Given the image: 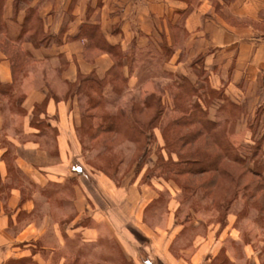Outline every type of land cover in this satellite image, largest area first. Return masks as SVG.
Listing matches in <instances>:
<instances>
[{"label": "crops", "instance_id": "0c3cea01", "mask_svg": "<svg viewBox=\"0 0 264 264\" xmlns=\"http://www.w3.org/2000/svg\"><path fill=\"white\" fill-rule=\"evenodd\" d=\"M1 8L7 15L2 19L7 24L3 35L16 46L21 45L23 53L29 52L37 60L50 59L54 66L55 59L63 58L60 88H69L81 75L96 73L104 78L115 64L110 53L90 46L88 37L92 36L85 31L86 26L99 28L108 43L120 47L123 53L145 39L159 44L163 38L172 40L181 30L186 35L188 54H209L206 69L215 71L216 86H225L240 99L246 95L255 107L264 101V0H0ZM29 10L36 15L32 23L41 22L43 35L51 37V44L38 46L33 25L24 33ZM21 39L25 41L19 43ZM88 50L93 57L87 60ZM180 53L176 52L168 63L175 70L182 66ZM59 64L63 65L61 60ZM14 82L13 64L0 46V99L5 97L3 87ZM21 87L26 110L44 105L46 111L36 116L0 111V264H54L58 251L63 255L59 263L82 264L86 248L90 264L113 262L111 253L100 259L97 256L98 247L108 245V236L114 235L113 219H106L107 210H100L95 200L86 204L77 176L81 171L73 170L76 163L68 159L69 152L82 147V115L76 114L77 99L70 97L68 90L52 93L53 86L47 80L27 79ZM21 123L22 129L18 126ZM18 133L24 142L12 138ZM67 167L74 176L67 175ZM67 179L73 181L70 193ZM97 181L104 185L106 194L112 191L106 177ZM120 193L113 192L123 195L130 202L131 212L142 218L144 208L138 210V203L145 200L144 195L135 188ZM56 199L61 200L57 202L60 206L52 203ZM83 217L90 221L89 226H83ZM178 232H167L169 237L160 233L168 244L165 254L156 256L158 261L211 264L218 257L209 253L216 244L221 245L222 238L215 245L204 240L196 254L193 249L185 255L171 253ZM103 233L105 239L99 238ZM121 245L126 247L125 243ZM124 252L123 260L129 263L156 264L153 257L145 263L128 247Z\"/></svg>", "mask_w": 264, "mask_h": 264}, {"label": "rangeland", "instance_id": "374dc122", "mask_svg": "<svg viewBox=\"0 0 264 264\" xmlns=\"http://www.w3.org/2000/svg\"><path fill=\"white\" fill-rule=\"evenodd\" d=\"M4 9H0V46L2 53L12 58L16 53L14 47L22 49L21 45L16 46V43L13 44L11 39L3 35L7 27L2 21L7 16ZM28 28L23 29L24 33ZM31 29L36 31V27ZM163 34L167 37L164 31ZM175 35L177 37L172 40L163 38L161 44L154 39H145L141 44H134L126 54L121 52L120 56L125 58L122 60V67L115 69L102 86L96 83L86 84V87L91 85L88 91L78 87L60 88L63 85H59L58 79L61 80L65 69L63 58L55 59L54 66L50 59L37 60V56L29 52L23 53L16 66L17 74L14 75L17 81L4 93L5 97L0 99V111L2 114H45L44 105L33 110L24 108L25 95L21 85L32 78L38 82L49 81L53 86L52 93L60 94L68 90V95L77 99L76 114L82 115V123L86 125L83 132L79 133L82 147L69 152L68 159L76 163L73 170L81 171V175L77 176L81 178L83 194L87 197L86 204H93L95 200L100 210H107L108 215L104 216L108 217L107 220L112 218L115 226L112 227L114 233L110 231L114 235L108 236V245L98 247V259L111 253L114 261L109 264H133L123 260L124 249L128 247L134 254L141 256L143 261H150L148 258L153 257L156 264H166L161 259L158 261L166 252L165 244H168L159 235L164 232V237H169L167 232L175 229L179 232L171 253L185 255L193 249L196 254L204 240L214 242L215 245L222 238L221 245L216 244L209 253L211 257L214 254L218 256L211 264H264V192L245 191L248 187L254 190L258 179L252 175L244 176L238 166L227 162L222 165L223 173L189 176L184 172L178 176L164 175L162 166L169 159L178 161L174 154L180 148L177 141L189 131V128H176L175 125L184 118V114L205 113L215 122H228L230 140L235 146L243 144L242 154L247 157L250 155L246 150L253 142L250 140L251 123L255 122V131L259 135L264 127V101L255 107L246 95L240 99L225 86H216L218 79L215 71L206 69L205 62L209 54H188L185 33L180 30ZM50 39L47 44L53 42ZM21 41L25 39L18 42ZM35 41L38 46L41 45L37 37ZM178 51H182L179 57L182 66L175 70L168 63ZM90 55L88 50L85 58H92ZM60 60L63 65L59 64ZM91 75L99 78L98 82L101 83L103 78L96 73ZM184 79L187 80V85L183 83ZM89 97L92 104L89 103ZM146 101L147 108L143 107ZM137 106L141 110L143 121H149L154 114L161 116L155 129L148 130L140 144L126 140L121 127L117 134L104 133L102 130L86 133L85 129L89 128L90 121L95 130L101 124L102 116H131L133 108ZM171 123L173 125L166 131L165 128ZM18 126L22 129L23 123ZM12 138L18 142L25 140L21 133ZM207 144L206 139L199 138L198 142L180 152L185 155L197 146L207 147ZM214 151L218 152L215 148ZM66 172L68 176H74L70 167H67ZM102 177H106L112 186V191L108 190L107 194L104 185L97 181ZM236 178L238 180L235 182ZM74 183L77 186L78 180ZM72 184L73 181L70 179L68 182L67 179L69 193L74 190ZM133 188L145 197L144 201L138 203V210L141 209L140 206L144 208V216L138 219L130 210V202L123 195L118 196L120 192L129 193ZM227 189H234L233 195L237 196L238 201L231 210L218 209L213 202L220 203ZM245 192L253 193L255 198L248 197L249 194L246 195ZM59 201L61 200L56 199L52 203L57 206ZM244 202L249 203L251 208L243 211ZM61 203L63 206V201ZM82 223L87 227L90 221L83 217ZM160 228L164 231H158ZM102 236L99 238L105 239L104 233ZM120 242L126 244L124 249ZM84 250L82 264H90L89 248ZM61 257V251L55 253L54 264H61Z\"/></svg>", "mask_w": 264, "mask_h": 264}, {"label": "trees", "instance_id": "16d2710c", "mask_svg": "<svg viewBox=\"0 0 264 264\" xmlns=\"http://www.w3.org/2000/svg\"><path fill=\"white\" fill-rule=\"evenodd\" d=\"M35 11L28 12V16L26 18V21L24 23L23 29L26 30L28 27H36L37 32V38L40 40V44H46L49 42V39L51 38L48 35L43 36L42 32V26L41 22L37 21L36 24L32 23L33 18L35 17ZM87 32L90 33L92 37H88V41L91 47H97L99 46L100 50L107 51L110 53V55L115 59V64L112 67V69L108 72V74L102 79L101 83L98 82V79L96 76H79L78 81L71 84L69 87L71 88H79L80 90H87L88 87L91 86H85L88 83H96L98 86H102V83L105 82L106 78L110 76L112 72L115 71V69L121 68L123 65L122 60V50L120 47L112 46L108 43V41L104 38L103 33L100 31L99 28L93 27V26H86ZM51 40V39H50ZM9 43V42H8ZM14 56H11L12 58L8 57L10 61L13 64V71L15 74H17L16 66L18 64V61L23 57V52L20 49H17ZM121 55V56H120ZM16 83V76H14ZM183 83L187 85V80L184 79ZM11 86L4 88L2 92L6 93V91ZM87 88V89H86ZM69 93V92H68ZM188 96V95H187ZM189 97V96H188ZM205 98V97H204ZM91 100V101H90ZM208 100V99H207ZM206 101V100H205ZM89 103L92 104V99L89 97ZM146 106L147 101L144 102ZM147 108V106H146ZM143 109V108H142ZM198 107H196V110ZM141 111V110H140ZM139 107L133 108V114L131 116H127L126 114H118V115H107L102 116V122L101 124L95 128H92V123L90 121L89 128H86L85 131L87 134H90L89 132L92 131H99L102 130L105 132H120L121 129H124V136L125 139L128 141L135 142L137 144H140L141 139H145L146 132L150 129H155L157 123L159 114H154L149 121H143V115L140 114ZM199 111V110H198ZM184 118H182L180 121L175 123L176 128H189V131L187 134L183 136V138L179 139L177 141V146L180 148L175 151V155L178 158V161L175 162L174 160H166L164 165L162 166V169L165 172V176L169 177L170 174L173 175H183L184 172H186L189 176H195L198 174H206V173H223L221 172V168L223 163H231L235 166H238L242 170V174L244 176L252 175V177L258 179V184L254 187V190L250 187L246 188L245 191H255L256 192H264V127L262 133L256 134L257 131L255 129V122L251 123L250 125V140L253 141L252 145L247 148L246 151L249 152L250 157L244 156L242 154V151L244 150V145L240 144L238 146H235L234 143L230 140V134H229V125L228 122H215L214 120L210 119L208 114H184ZM36 116V114H35ZM82 121V118H81ZM86 124H81V130L80 132H83V128ZM173 124L171 123L169 126L165 128L166 131H168ZM84 131V132H85ZM123 134V132H121ZM199 138H204L207 140L208 144L207 147H199L198 146L189 151L188 154L183 155L182 149H185V147L193 145V143L198 142ZM214 148L216 149L215 152ZM181 151V152H180ZM251 164V165H250ZM253 166V168H251ZM242 178V177H240ZM239 178V179H240ZM235 182L238 180V178L234 179ZM215 179L212 180L214 183ZM212 183V184H213ZM239 185V184H238ZM240 188V187H239ZM257 190V191H256ZM194 192V191H193ZM207 193V192H206ZM234 189H227V192L225 194V197L220 200V203L216 204L214 201V206H217L218 209L222 210H231L233 205L236 204L237 196H234ZM247 192H245L246 194ZM250 198H255L253 193H247ZM206 195V194H205ZM209 195V193H208ZM243 211L246 210V208L249 207V203L244 202L243 203Z\"/></svg>", "mask_w": 264, "mask_h": 264}]
</instances>
